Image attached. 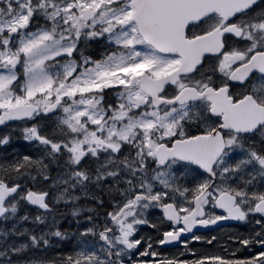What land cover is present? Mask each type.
<instances>
[{
	"label": "snow or ice",
	"instance_id": "6c2138e0",
	"mask_svg": "<svg viewBox=\"0 0 264 264\" xmlns=\"http://www.w3.org/2000/svg\"><path fill=\"white\" fill-rule=\"evenodd\" d=\"M0 264H264V0H0Z\"/></svg>",
	"mask_w": 264,
	"mask_h": 264
}]
</instances>
